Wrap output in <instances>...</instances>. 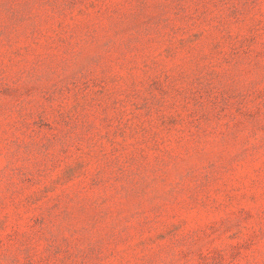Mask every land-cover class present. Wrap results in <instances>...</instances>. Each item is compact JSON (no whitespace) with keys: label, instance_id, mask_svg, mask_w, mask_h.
<instances>
[{"label":"rangeland","instance_id":"374dc122","mask_svg":"<svg viewBox=\"0 0 264 264\" xmlns=\"http://www.w3.org/2000/svg\"><path fill=\"white\" fill-rule=\"evenodd\" d=\"M0 264H264V0H0Z\"/></svg>","mask_w":264,"mask_h":264}]
</instances>
